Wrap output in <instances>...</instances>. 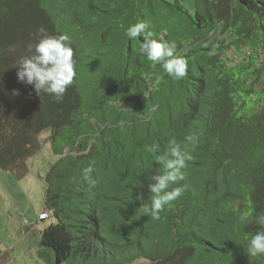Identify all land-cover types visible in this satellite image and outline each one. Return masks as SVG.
I'll return each instance as SVG.
<instances>
[{
	"label": "trees",
	"instance_id": "1",
	"mask_svg": "<svg viewBox=\"0 0 264 264\" xmlns=\"http://www.w3.org/2000/svg\"><path fill=\"white\" fill-rule=\"evenodd\" d=\"M161 3L0 0V171L23 177L43 133L58 156L46 174L45 263L264 264L247 254L264 213V0ZM138 19L187 49L183 79L126 37ZM39 26L73 42L77 75L60 101L17 79ZM188 135L198 142L187 145L186 191L153 220L141 205L162 172L155 158ZM90 162L94 183L81 175Z\"/></svg>",
	"mask_w": 264,
	"mask_h": 264
},
{
	"label": "clouds",
	"instance_id": "2",
	"mask_svg": "<svg viewBox=\"0 0 264 264\" xmlns=\"http://www.w3.org/2000/svg\"><path fill=\"white\" fill-rule=\"evenodd\" d=\"M148 28L146 21L138 19L128 25L125 35L129 40L142 38L139 51L147 60L152 62L153 66L162 65L164 72L172 79H183L188 72L187 49L179 51L175 41L154 38L153 32ZM33 36L36 38L35 43L27 45V54L16 64L17 79L32 85L37 95L50 94L56 101H60L77 75L72 39L63 32L56 35L49 34L43 26H39ZM17 94L18 91L13 90V95ZM185 141L187 143L182 145L174 137L170 138L166 150L155 158V162L162 166V172L152 177L153 182L148 185L152 193L151 199L149 203L141 205L142 213L153 220H159L165 206H171L172 202L179 199L186 191V185L180 182L185 179L186 162L192 160L187 145L194 147L198 141L195 135L186 136ZM158 150V144L146 147L149 153ZM93 171V164L90 162L82 169V178L94 183L91 175ZM44 209L48 211L49 216L40 218ZM43 210L39 214V222L52 219L50 211L45 206ZM255 222L260 228L251 235L248 243L247 254L251 256L264 254V213H260L255 218Z\"/></svg>",
	"mask_w": 264,
	"mask_h": 264
},
{
	"label": "rangeland",
	"instance_id": "3",
	"mask_svg": "<svg viewBox=\"0 0 264 264\" xmlns=\"http://www.w3.org/2000/svg\"><path fill=\"white\" fill-rule=\"evenodd\" d=\"M155 1L157 4H162L161 0ZM185 2L193 7L195 0H185ZM248 106L250 107L252 104L249 103ZM48 136V133H43L40 136L41 149L35 156L26 161L28 170L23 177H17L15 173L10 171H0L1 249L10 248L11 244L14 243L16 238L13 229L20 225L23 217L28 219V225H25L29 231L28 251L39 249L38 243L41 239V233L45 227L54 223L53 219H47L43 222L38 220L39 214L44 208L47 185L46 174L51 164L58 159V156L52 150ZM14 248L18 253V249L23 250V245L16 244ZM19 263H21V260H19Z\"/></svg>",
	"mask_w": 264,
	"mask_h": 264
},
{
	"label": "crops",
	"instance_id": "4",
	"mask_svg": "<svg viewBox=\"0 0 264 264\" xmlns=\"http://www.w3.org/2000/svg\"><path fill=\"white\" fill-rule=\"evenodd\" d=\"M21 222L20 225L13 229L14 237L16 238V240L14 239V243L11 244L10 248L6 247L5 249H1L0 264H8L9 262L10 264H18L19 260H21V263L19 264H48L38 257L37 251H28L29 231L25 226L28 225V219L23 217ZM16 244H18L19 246L23 245L24 251L18 249L19 251L17 250L18 253H16V250L14 248Z\"/></svg>",
	"mask_w": 264,
	"mask_h": 264
},
{
	"label": "built area",
	"instance_id": "5",
	"mask_svg": "<svg viewBox=\"0 0 264 264\" xmlns=\"http://www.w3.org/2000/svg\"><path fill=\"white\" fill-rule=\"evenodd\" d=\"M48 216H49V213L46 209H44L40 214V218H47Z\"/></svg>",
	"mask_w": 264,
	"mask_h": 264
}]
</instances>
